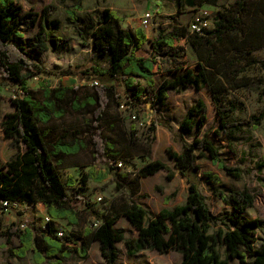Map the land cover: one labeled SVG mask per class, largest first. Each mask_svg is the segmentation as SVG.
<instances>
[{"label": "trees", "instance_id": "trees-1", "mask_svg": "<svg viewBox=\"0 0 264 264\" xmlns=\"http://www.w3.org/2000/svg\"><path fill=\"white\" fill-rule=\"evenodd\" d=\"M217 1L175 0V3L180 13L185 4L196 5L197 8ZM52 10L51 6L43 9L41 20L45 19V23L41 22L27 48L20 43L24 37L22 28L35 27L40 14L24 12L15 0H0V79L14 83L22 94L12 99L15 109L6 113L1 121L5 138L11 140L18 151L0 164V211L5 208L4 201L17 202L18 206L41 202L50 216L44 228L21 230L14 224L0 234L5 236L8 253L13 257L22 258L32 251L37 263L47 256L57 259L54 264H62V260L73 252L85 258L88 247L85 243L80 249L71 247L67 237L58 235L62 230L57 229L54 221L66 219L69 224L80 221L76 196L69 194L75 179L69 175L64 180L61 172L69 158L90 148L93 160L107 159L111 169L117 167L110 161L125 160V164L137 169V176L130 181L131 193L139 189V178L154 175L160 170L167 171L168 179L174 175L163 161L146 160L151 154L152 139H137L138 133L133 126L131 132L123 131L120 140L105 132L103 122L111 102L115 100L120 104L125 99L126 104L136 106L143 98H148L151 105L164 104L171 90L183 92L190 87L196 90L206 88L218 119L217 133H223L230 144V138L244 129L246 122L228 120L236 105L232 102L224 105L223 94L232 75L253 65L264 67V59L253 54L255 50L264 48V0H234L218 11L212 27L202 34L189 33L188 24H181L171 15L174 22H166L163 18L156 26V35L150 40L142 28L124 27L123 19L109 7L85 14L80 20L89 31L94 63L83 73L104 81L122 79V91L115 83L109 82L54 87L41 83L37 91L29 87L31 77L45 72L42 65L35 61V56L48 51L50 46H58L54 31L49 29L51 25L54 28L57 26L55 21L48 19ZM68 14L75 19L74 11ZM147 42L150 55H138L137 51ZM186 45L196 51V68L189 67L184 59ZM242 58L245 61L236 67L235 64ZM157 60L170 63L174 67L172 73L176 71L177 74L156 83L155 75L161 68ZM69 73L70 70L67 71ZM91 106L92 118L86 120L90 129L89 139L69 133L68 129L52 139L54 129L49 124L54 119H63L70 113H79ZM206 108L205 101L198 99L180 120L177 136L182 141V152L167 148L168 155L188 184L185 204L173 209L163 208L158 214L149 216L148 211L134 200H129L125 206L113 201L102 214H97L99 225L87 233L91 239L101 243V252L108 264H115L119 259L120 251L116 243L120 241L125 243L130 254L133 249H152L161 254L179 252L182 256L180 264H231V259L239 264H264V242L255 246L256 230L263 228L264 219H250L244 215L245 210L253 205L255 196L247 188L223 190L220 187L221 178L212 171H203L197 163L198 158L208 156L213 165L229 176L240 178L244 173L240 167L228 166L220 157L219 148L206 132H202L207 121ZM252 118L258 124L262 115H253ZM156 124L175 133L171 123L157 114L150 127L154 129ZM108 128L117 134L115 122H110ZM186 134L193 135L191 141L187 140ZM134 156L143 162L139 168L132 162ZM263 167L264 164L259 162L258 169ZM90 173L93 174L91 170ZM90 173H82V185L87 184ZM103 177L101 175L100 178ZM125 180L124 173H117V190L124 187ZM202 180L212 185L214 195L231 210H226L221 216L211 212L200 189ZM120 216H126L138 230L137 238L127 239L123 230L115 227ZM218 224L217 230L210 233V228ZM14 235L19 236L21 246L18 248L10 247ZM221 246H224V255L220 252Z\"/></svg>", "mask_w": 264, "mask_h": 264}, {"label": "rangeland", "instance_id": "rangeland-1", "mask_svg": "<svg viewBox=\"0 0 264 264\" xmlns=\"http://www.w3.org/2000/svg\"><path fill=\"white\" fill-rule=\"evenodd\" d=\"M15 2L22 6L24 12L40 14V20L35 27L28 28L24 26L22 28L24 37L21 39L20 43L27 48L30 47V41L37 32L41 22L45 23V19L41 20V14L45 7H53L52 14L48 19L55 21L57 25L56 28L51 25L49 29L54 31L53 35L58 42V46L55 48L50 46L48 51L35 56V61L42 65L45 72L36 74L29 79L28 85L31 89L37 91L41 83L52 87L58 85L91 86L94 84V81H97L99 83H115L118 89L122 91L124 87L122 79L117 81H104L97 77L87 76L83 73L86 68L94 63L89 31L80 20L85 14L92 13L96 9L109 7L115 10L123 19V26L142 28L147 35L152 36L156 30V26L162 22L163 18L166 22H174V19L170 18L171 15H174L175 18L183 21H180L181 24L186 25L192 20L195 12L200 8L209 11L212 27L214 17L218 11L231 5L234 0H218L215 4H207L205 7L190 9L184 16L178 13L175 0H15ZM71 11L75 12V19H72L68 14V12ZM148 11L156 13V16L151 21V26L145 29L141 26V18L143 14ZM137 54L145 57L149 56V44H145L142 49L137 51ZM253 54L258 58L264 59V48L255 50ZM184 59L189 67L196 68L198 57L196 51L190 45H186ZM157 61L159 62V60ZM244 61V58L240 59L239 63L235 64L236 67H240L242 65L241 63ZM160 63V69H157L156 66L158 71L155 75L156 83H160L164 79L171 77L172 74H177L176 71L172 73L173 71L171 70L174 67L170 63L159 62L158 64ZM69 70L71 73L67 74ZM141 83L145 82L141 80ZM20 96H22V94H19V88L14 83L0 79V164L7 161H4L3 158L9 160V158L14 155L11 153L18 151L17 148L12 146L11 140L5 138L1 128V121L4 119L6 113L14 111L15 107L12 104V99ZM223 96L224 105L230 102L236 105L235 112L231 114L228 120L246 122L244 129L241 132L235 133L230 138V144L228 138L223 133H217L218 119L215 114V108L210 93L206 88L196 90L190 87L183 92L171 90L164 104L156 103L151 105L148 98H143L144 100L138 102L136 106H130L126 104V100L123 99L121 103H124L125 106L122 108L120 107L121 103L118 104L114 100L109 106L106 121L103 122L104 130L107 134H111L120 140L123 131L131 132V126H133L138 133L137 139L140 138L144 141H146L147 138L152 139L153 160H161V158H167L168 153L167 149L165 150L160 146V140L165 143L167 141V133L170 134L174 140L175 138L179 139V136H177L180 131L179 122L185 116L187 109L198 99L204 100L207 104V121L202 132H206L209 138L219 148L220 157L223 158L228 166L240 167L244 170V173L240 178L229 176L223 169H220L217 165H213L208 156L198 158L197 163L201 166L203 171H212L221 178L222 185L220 187L223 190L227 191L230 189L239 191L247 188L255 196V199L253 205L245 210L244 215L250 219H264V167L262 170L258 169L259 162L264 164V67L253 65L235 76L232 75L231 80L226 83ZM92 109L93 107L91 106L82 112L70 113L63 119H54L49 124L54 129L52 139L61 134L65 129H68L69 133L89 139L90 129L86 120L92 118ZM155 114L159 115L164 121H169L175 133L161 124H156L155 128L152 129L150 127V115L154 117ZM133 115L136 116L135 119ZM253 115H262V119L258 124H256V120L252 118ZM110 122L116 123L117 134L116 132L109 131L110 129L108 126ZM254 125H257V128H254ZM186 136L189 141H191L193 135L186 134ZM178 141L180 142V139ZM179 142H176L177 146L181 144V142ZM168 147L175 150L174 145ZM74 160H77L78 168L72 167L71 161ZM94 161H96L97 167H99V163L102 165L101 167L105 168L107 171L110 168L107 159L98 158L97 160H93L90 148L82 151L74 158H69L65 166L61 168L64 180H67L69 175L75 179V184L69 188V194L72 195V197L76 196L75 205L80 212V217L82 218L83 216V219L89 217V214L84 212L86 211L88 202L91 201L92 203H96L97 207L105 209L110 202L120 197L118 195L119 191L116 189V183L114 182L115 172L113 171H110L113 176H105L103 179L100 178L101 175H103L100 173L98 177L92 179L90 187L88 185L89 190L83 189L85 186L80 182L81 175L82 173H88L86 165L89 166L91 163H94ZM121 161L125 163V160ZM134 163L136 167H139L138 165L141 164V160L137 159ZM169 168L171 171L173 170L174 167L172 162ZM165 171L146 178L143 181L142 191L137 197L142 203L146 204L148 201L152 203L153 208L147 206L151 212H153L155 210L154 207H156L154 197L159 198L163 196L164 198V196L167 195L168 198L172 197L174 199L177 190H182V187L178 184L169 181L172 178L168 179L167 171ZM171 188H176V192H171ZM200 189L206 197L211 212L215 216H221L226 210H231L229 205L225 204L218 196L214 195L211 184L202 180ZM100 196L102 197L101 200H99ZM9 210H11L10 213L14 218L10 219L1 216L0 229L2 231L7 230L14 224H17L21 230H24L36 221L28 214L29 212L38 213V209L18 206L16 208H10ZM24 213L27 214L24 215ZM22 224H24L23 227L21 226ZM219 225L220 224L212 226L210 228V233H214ZM118 228H121L125 232L124 234H126L127 239H133L135 237L134 229L124 220L119 221ZM17 239L18 237H15L13 241ZM4 241V238L0 236V264H35L31 254L23 259L13 258V256L8 253V246L7 248L5 247ZM262 242H264V226L262 229L256 230L255 246L258 247ZM123 250H126L127 253ZM220 252L222 255L225 254L224 246L220 247ZM127 254H129L128 248L126 249L122 244L118 264H180L182 259L181 254L176 251L160 254L148 250L145 251L144 255L128 256ZM101 257L102 261L107 262L102 252ZM250 260L251 258H249V261ZM76 261L78 260L71 259L68 260L66 264H92L91 262L76 263ZM230 263L239 264L234 259H231ZM94 264H99V262H94Z\"/></svg>", "mask_w": 264, "mask_h": 264}, {"label": "crops", "instance_id": "crops-1", "mask_svg": "<svg viewBox=\"0 0 264 264\" xmlns=\"http://www.w3.org/2000/svg\"><path fill=\"white\" fill-rule=\"evenodd\" d=\"M206 5L207 4H203L202 7H205ZM195 7H196V5H188V4H185L183 6V9L181 10V12L179 14L182 15V16H184L186 13L189 12L190 9H194ZM180 21H182V20L180 19L179 22ZM151 24H149L147 26H144L141 23V26L146 29L149 26H151ZM124 27H126V26H124ZM126 28L135 29V27H126ZM155 35H156V30H155V32L153 33L152 36H149L146 33V36H147L148 40L153 39ZM146 44H149V42H147ZM206 107H207V104H206ZM166 138H167V141L165 143H163V141L160 140V146H162L163 149L166 150L168 146L174 145V148H175V151L176 152H178V153H181L182 152V141H181L180 137H179V139H180L181 144L179 146H177V144H176V142H179L178 141L179 140L178 138L177 139L175 138V140H174L173 137H171V135L168 134V133H167V137ZM187 140L189 141V139H187ZM15 153L13 152L11 154H15ZM79 154H77L76 156H78ZM151 156H152V145H151V154H150V156L146 157V160L147 161H152L154 159V157L152 156V158H151ZM3 159H4V161H6V160L8 161V159H5V158H3ZM137 159H140V158L138 156H134L132 158L133 163L136 162ZM161 160L163 162H165L168 166H171V162H172L173 167H174L172 171L174 172V175H173L172 179L169 180V181L170 182H175L176 184H178L180 187H182V190H179L178 189L177 192H176V188H171V192L172 191L173 192H176V196L174 197V199L172 197L168 199L167 195L164 196V198H163V196H160L159 198L154 197V202L156 204L155 205L156 207H154L155 210L153 212H151L147 208V206H150V207L153 208V205H152L151 202L148 201L146 203L147 204L146 205L145 203L140 202L138 200V198H137L138 195L142 191L143 181L146 178L150 177V176H148L146 178H139V182H140L139 189L136 190L134 193H131L130 181L133 180L135 178V176H137V169H133L130 165H127L125 163H124V165L122 167L114 168V170L111 169V168H109L108 171L105 168L101 167L102 165L99 164V163H98L99 167H97V164L95 163L96 161H94V163H91V165H89V166L86 165V169L88 168V173H90V170H91V172H93V174L90 173L91 174V177L88 179L87 184L84 185L85 187L83 189L84 190H87V189L89 190L90 182L92 181L93 178L98 177L100 173H102L104 175V177L105 176H113V174L110 173V171L111 172L113 171V172H115V174H114V178H115L114 179V182L116 181L117 173H124L125 176H126V180H125L126 182L124 184V187L121 190H118L119 191L118 195L120 197L115 200V201H118L120 204H122V206H125L126 202H128L129 200H134L137 203L141 204L148 211L149 216H151V215L158 214L163 208L173 209L177 205H183V204H185L186 198H187V192H186L187 181H185V178L180 175L178 169L175 167L174 162L172 161V159H171V157L169 155L167 156V158L166 157L165 158H161ZM71 162H72V165H73L72 167L78 168L77 160H74V161H71ZM110 163H112L113 165L116 166L115 162L110 161ZM142 163L143 162L141 160V164L138 165V166L140 167L142 165ZM164 171L165 170H160L159 172H157L155 174H160L161 172H164ZM151 176H153V175H151ZM88 185H89V187H88ZM70 196H72V195H70ZM122 199H123V201H121ZM22 206L24 208L38 209V213L29 212V214H28V215H31L34 218V220H36L35 222H33L30 225V227L44 228L46 226V223H47L46 222V217H50V216L47 214L46 207H45V205L43 203H41V202H39V203H23V204L20 205V207H22ZM86 207H87L86 208V211H84V212L88 213L89 214V217H86L84 219H83V216H82V218L80 217V221H79L78 224H69L66 219H55L54 220L57 229L58 230H62L63 233H64V236L69 239L68 240V243H69V245L71 247H76L77 249H80V247L82 246V243L88 244L87 245L88 247H87V250H86V257L85 258H80L78 256V253L77 252H73L70 257L65 258V259L62 260V264H66V262L68 260H71V259L72 260L73 259L74 260H78V261H76V263H89V262H91L92 264H94V262H99V264H108L107 262H104V261L101 260L102 259V257H101V243L98 240L91 239V236L89 235V233H87L88 230H90V229L93 228L92 223L95 220H97V214H102V212L104 211V208L97 207L96 206V203H92L91 201L88 202V205H86ZM76 208H77V206H76ZM9 209L10 208L5 209V210L4 209L1 210L0 211V218H1V216H5L6 218H10V219L11 218H14L13 215L10 213L11 210H9ZM77 210H78V208H77ZM26 214L27 213H24V215H26ZM79 214H80V212H79ZM121 220H124L127 224H129L134 229L135 237L133 239L137 238V236H138V230L134 227V225H132V223L128 220V218L126 216H120L119 219H118V221L115 223V227L118 228V223ZM22 225L24 226V224H22ZM119 229H121V228H119ZM0 232H3V231L0 229ZM124 235L126 237V234H124ZM0 236L3 237L4 240H5V236L4 235L0 234ZM15 237H18V239L16 241H13V240H15ZM122 244L127 249V246L125 245V243L123 241L117 242L116 243V246H117V248H118V250L120 252H121V249H122ZM20 246H21V243H20V240H19V236L14 235L12 237V239H11L10 247L18 248ZM5 247L7 248L6 243H5ZM148 250L158 252V251L152 250V249H142V250H138V251H135L133 249V253H131V254L129 253L127 255L128 256L144 255L145 254V251H148ZM123 251L125 253H127L126 250H123ZM29 254H31V256H32V258L34 260L33 252L32 251H28L26 253V255L24 257H22V258H20V257H13V258L23 259V258H25ZM119 257H120V255H119ZM42 259H43V261L41 263H37L34 260L35 264H54L56 262V260H57L56 258L47 257V256H43ZM118 261H119V259L117 260V262L115 264H118ZM139 264H145V263H139Z\"/></svg>", "mask_w": 264, "mask_h": 264}, {"label": "built area", "instance_id": "built-area-1", "mask_svg": "<svg viewBox=\"0 0 264 264\" xmlns=\"http://www.w3.org/2000/svg\"><path fill=\"white\" fill-rule=\"evenodd\" d=\"M156 16V13L152 12V11H148L146 13L143 14L142 16V19H141V23L142 25L144 26H147L149 24H151L153 18ZM210 14H209V11L208 10H205V9H198L192 20L188 23V31L189 33L193 34V33H198V34H202L205 29H209L211 27V20H210ZM94 84L97 85L98 82L97 81H94ZM21 93V90H19V94ZM125 104L124 103H121L120 104V107H124ZM150 121L152 122L154 117H152V115H150ZM133 118L135 119L136 116L133 115ZM142 124V123H141ZM115 164L117 167H122L124 165V163L121 161V160H118V161H115ZM102 197H99V200H101ZM3 206L5 207L4 209H8V208H16L18 207V203L17 202H13V203H10L8 201H4L3 202ZM50 220V217H46V222H48ZM99 221L98 220H95L93 222V226L94 227H97L99 225ZM23 227V225H22ZM58 235L59 236H63L64 233L63 231H59L58 232Z\"/></svg>", "mask_w": 264, "mask_h": 264}]
</instances>
